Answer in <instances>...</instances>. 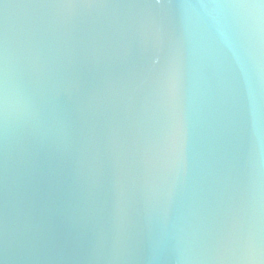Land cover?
Here are the masks:
<instances>
[{"label": "water", "instance_id": "1", "mask_svg": "<svg viewBox=\"0 0 264 264\" xmlns=\"http://www.w3.org/2000/svg\"><path fill=\"white\" fill-rule=\"evenodd\" d=\"M0 264H264V0H0Z\"/></svg>", "mask_w": 264, "mask_h": 264}, {"label": "snow or ice", "instance_id": "2", "mask_svg": "<svg viewBox=\"0 0 264 264\" xmlns=\"http://www.w3.org/2000/svg\"><path fill=\"white\" fill-rule=\"evenodd\" d=\"M156 2H157V3H159V2H160V0H156Z\"/></svg>", "mask_w": 264, "mask_h": 264}]
</instances>
